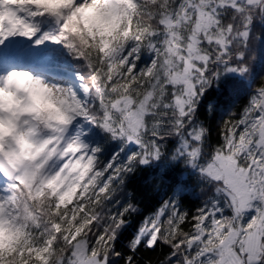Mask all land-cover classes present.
<instances>
[{"label": "snow or ice", "instance_id": "6c2138e0", "mask_svg": "<svg viewBox=\"0 0 264 264\" xmlns=\"http://www.w3.org/2000/svg\"><path fill=\"white\" fill-rule=\"evenodd\" d=\"M137 3L123 45L75 57L79 108L39 132L41 157L0 154V219L23 232L0 264H264V0ZM21 11L35 6L17 15L37 27ZM148 170L171 194L145 214L129 182Z\"/></svg>", "mask_w": 264, "mask_h": 264}, {"label": "clouds", "instance_id": "9594fccd", "mask_svg": "<svg viewBox=\"0 0 264 264\" xmlns=\"http://www.w3.org/2000/svg\"><path fill=\"white\" fill-rule=\"evenodd\" d=\"M27 5L62 19L60 31L53 39L72 57L91 60L99 53L110 55L126 42L140 7L137 0H82L79 4L76 0H0V35L7 38L20 33L31 37L38 31L17 15ZM2 77L0 154L18 167H25L47 149V144L38 139L39 132L70 123L79 105L69 83H56L27 70H13ZM63 184L58 177L50 186L59 191ZM74 191L75 187H70L61 201L70 200ZM22 238L23 232L18 226L0 219V252L12 249Z\"/></svg>", "mask_w": 264, "mask_h": 264}, {"label": "rangeland", "instance_id": "374dc122", "mask_svg": "<svg viewBox=\"0 0 264 264\" xmlns=\"http://www.w3.org/2000/svg\"><path fill=\"white\" fill-rule=\"evenodd\" d=\"M79 2H82V0H79ZM19 15L26 16L30 22L37 26L38 31L31 37L16 33L0 42V76H5L12 72L9 71L10 69L21 67L29 69L27 71H31L35 76H40L39 72H41V74L45 75L42 77L56 83H60V80L62 82L69 81L68 77L76 80L77 72L67 66L68 63L64 65L51 63L54 54L53 49L60 45L59 42L46 39L42 43H37L45 33L50 32L49 24L54 23L58 19L48 13L27 17V14L21 11Z\"/></svg>", "mask_w": 264, "mask_h": 264}, {"label": "trees", "instance_id": "16d2710c", "mask_svg": "<svg viewBox=\"0 0 264 264\" xmlns=\"http://www.w3.org/2000/svg\"><path fill=\"white\" fill-rule=\"evenodd\" d=\"M55 22L49 24L50 25L49 33L51 34L58 33L60 30V26L63 23L62 20L60 23H58L56 20ZM53 51L54 54L51 59L52 64L64 65L65 63H68L67 66H69L73 71H76L77 73L80 71V68L77 67L79 61L76 58L72 57L61 43L58 47L54 48ZM244 103L245 100L242 98L235 102L234 108L231 109L229 107H225L220 113H218L217 121H216V129L217 130L219 129V126L221 125L223 119L224 120L228 119V114L231 110L236 111L238 113ZM150 171L153 170H148L140 174H137L129 182V187L134 188L136 190L138 197L141 201V209L145 214L150 213L154 209H156L161 203V201L163 199H166L167 196L171 194L169 189L155 190L154 188L143 182L144 176L148 175ZM198 202L199 201L197 197L192 194H186L185 199L183 200L185 207H187L190 211H195V206L198 204ZM126 244H127V240L121 241L122 247L126 246ZM144 255L146 257H151L152 261L155 262L158 254L146 252Z\"/></svg>", "mask_w": 264, "mask_h": 264}, {"label": "bare ground", "instance_id": "6f19581e", "mask_svg": "<svg viewBox=\"0 0 264 264\" xmlns=\"http://www.w3.org/2000/svg\"><path fill=\"white\" fill-rule=\"evenodd\" d=\"M13 70H18V69L14 68ZM13 70H12V71H13ZM40 70H42V69H40ZM38 71H39V70H38ZM0 72H1V69H0ZM39 73H40V77L45 76V75L41 74V72H39ZM39 73H38V74H39ZM68 80H69V81L66 80V81H63V82H64V83H71V82L75 81L74 78H69V77H68ZM63 82H62V80H60V83H63Z\"/></svg>", "mask_w": 264, "mask_h": 264}, {"label": "water", "instance_id": "95a60500", "mask_svg": "<svg viewBox=\"0 0 264 264\" xmlns=\"http://www.w3.org/2000/svg\"><path fill=\"white\" fill-rule=\"evenodd\" d=\"M57 18V17H56ZM58 21H60V20H58Z\"/></svg>", "mask_w": 264, "mask_h": 264}]
</instances>
